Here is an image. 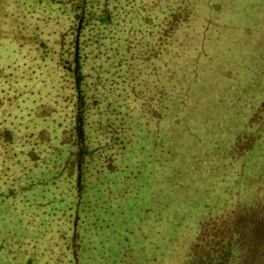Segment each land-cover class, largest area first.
<instances>
[{
	"label": "rangeland",
	"instance_id": "rangeland-1",
	"mask_svg": "<svg viewBox=\"0 0 264 264\" xmlns=\"http://www.w3.org/2000/svg\"><path fill=\"white\" fill-rule=\"evenodd\" d=\"M79 2L0 0V44L10 42L8 33L17 38L13 27L28 33L25 41L35 43L39 34L46 41L47 27L51 48L44 52L74 69L82 31L85 162L92 175L90 189L96 192L92 203L74 201L71 233L59 231L64 220L60 207L70 202L54 188L67 169L71 146L63 107L32 98L15 119L3 112L0 98V135L14 131L22 152L19 167L28 168L22 179H15L0 163V264H184L182 257L197 242L201 224L220 219L217 206L226 213V183L233 189L245 178V150L259 137L262 124L249 132V123L264 94V0H180L179 5L176 0L164 20L192 12V24L187 15L188 22L178 27H142L149 42L134 61L140 70L125 79H119L121 69L110 68L105 56L97 57L99 26L90 19L81 29L73 8ZM57 3L64 6L61 15ZM101 4L93 0L89 8L93 12ZM122 4L111 0L109 8L117 13ZM16 9L24 18L15 14V19L11 12ZM117 25L110 27L121 36L118 30L126 27ZM138 28L131 27L134 42L141 37ZM168 31L170 39L178 37L181 51L193 48L194 65L175 88L163 83ZM5 51V58L13 53ZM12 63L0 61V76L10 78ZM99 63L106 70L93 71ZM67 79L60 97L76 127L82 101L72 73ZM246 81L251 85L247 90ZM258 113L253 120H260ZM38 123L47 129L36 128ZM29 162L35 171L29 172ZM231 176L239 180L229 181Z\"/></svg>",
	"mask_w": 264,
	"mask_h": 264
},
{
	"label": "trees",
	"instance_id": "trees-1",
	"mask_svg": "<svg viewBox=\"0 0 264 264\" xmlns=\"http://www.w3.org/2000/svg\"><path fill=\"white\" fill-rule=\"evenodd\" d=\"M91 1L93 0H81L73 7L74 12L77 13V19L81 20V29L90 19L97 20L99 26L97 36L98 41H101L100 48H102L97 57H100V55L105 56L108 61H111L108 63L111 66L110 68L118 67L117 70L121 69L118 72L119 79H125L128 72L132 73L140 70L134 64V61L140 54L141 48L149 42L141 31L142 27L149 25L156 31L158 27H178L180 24L187 23L188 19L190 22H188V25L192 24V12L189 14L179 13L171 15L172 17H167V20H164V13L175 5L176 0H121L125 4L119 7L117 13L112 12L109 8L111 0H97L102 1V4L99 7H95L92 12L89 8ZM177 1V5H179L180 0ZM58 6V14L61 15L60 10L62 11L64 6L61 4H58ZM11 8H14V6ZM121 12L125 16L121 17ZM11 13H14L13 15L18 14L20 17L23 16V18L25 16V13L22 14V11H17V9ZM133 16H135L134 20ZM44 20L45 22H48V20L50 22L48 17L44 18ZM116 22L119 23L117 26L126 27L121 31L120 29L118 30V34L122 32L121 36L114 33L115 28L112 27L111 29L110 27ZM131 27H139L137 32L141 37L135 42L131 36ZM31 28L35 30L39 27ZM7 29L9 30L11 27H7ZM13 29L17 30V38L14 40L10 39L11 37L8 33L6 37L10 42L6 41V44H0V47H3L0 49V61L3 63L12 61V64L16 66L15 71L10 74V78L0 76V98L3 101V112L8 117H12L15 114V119H17L23 109L30 107L27 102L32 98H36L37 101L35 103L41 105L50 104L53 101V104L63 107L65 120L67 118L69 122L70 136L68 139H70L71 146L68 154L67 169L56 180L54 188L62 193L61 197L63 199L66 198L70 201L60 207L64 220L58 223V230L71 233L75 220L73 213L74 201L79 198L82 200L86 198L85 202L89 201V203H92L96 200V192L90 189L91 170L86 166L89 149L85 144L86 136L83 127L82 104L84 103L83 95L85 94L87 75L83 71L82 64V31L77 39L79 45L76 46L75 60L73 61L76 67L72 69L70 65L65 66L62 59L50 58L48 52H44L50 46L47 27L44 30L46 41L42 39V34L38 36L36 33L35 36L37 35L38 38L35 43L25 41V39L28 40L29 35L27 32L24 35L21 27H13ZM23 30L26 31L27 27H23ZM169 32L168 35L165 34V37L168 39L167 45L170 48L169 50L166 49V51L163 50L165 58L168 59V63L164 65L165 77H163V83L166 87L174 86L175 88L177 87L176 80L183 79L185 73L190 71V66L194 65L191 63L193 48L191 49L192 45H190L187 49L181 51L178 45V37L170 39ZM149 33L150 29L148 35ZM11 42L13 47L9 46ZM191 43L194 44L192 39ZM138 44L140 46L136 47L135 55L131 54L130 50ZM5 48L7 51H13L6 58L3 56L6 54ZM124 60H127V63ZM124 64L127 66L122 68ZM100 69L106 70V65L99 63L93 71ZM69 73L73 75L75 90L80 93L79 96L82 101L79 110V124L76 127L72 126L69 115L66 113V105L63 104V100L60 97V89L65 86V82L67 83ZM121 73L124 76H121ZM98 74L100 73L97 72ZM249 88H251L250 82L246 81L245 89ZM169 105L167 108H169ZM255 113H258V119L260 120H253ZM249 124V132H252V128L261 124L262 127L259 129L257 141H250L251 143L253 142V145L245 150V155L243 156L245 178L239 184L237 183L233 189L229 182L226 183L228 186L226 188V213L222 214V209L217 206L216 212L220 211V219L216 222H204L201 224L197 242L191 247L189 253L182 257L185 258L184 264H264V94L259 97L258 108L252 113ZM38 127L41 129L46 128L39 123L36 128ZM12 133L14 131L8 129L7 132L0 135V163L6 167L9 173H13L15 179H17L15 175L22 179L23 174L28 172V168L19 167V164L22 165V158H19L22 152L17 151L19 144L16 143L17 138ZM112 135L110 132V138L113 137ZM110 140L106 143L107 147L112 145ZM79 148H81L80 151L83 153L81 160L79 158ZM235 149L237 151L236 147H234V151ZM26 161H29V158ZM29 163V172L35 171L34 168L36 167L33 162ZM71 172L73 174H70ZM69 174L72 176L70 177ZM35 175L37 174L35 173ZM233 178L231 176L228 180H239V177ZM70 179L73 182L71 185H69ZM236 187L237 189L235 190ZM32 215L35 219H38L35 213ZM80 220L81 218L78 216L77 223ZM182 258L181 260H183Z\"/></svg>",
	"mask_w": 264,
	"mask_h": 264
}]
</instances>
